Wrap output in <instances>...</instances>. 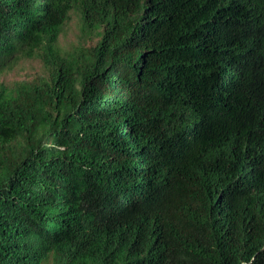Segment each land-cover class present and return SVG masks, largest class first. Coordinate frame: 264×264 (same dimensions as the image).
Listing matches in <instances>:
<instances>
[{
	"label": "trees",
	"instance_id": "obj_1",
	"mask_svg": "<svg viewBox=\"0 0 264 264\" xmlns=\"http://www.w3.org/2000/svg\"><path fill=\"white\" fill-rule=\"evenodd\" d=\"M23 60L0 264H264V0H0V76Z\"/></svg>",
	"mask_w": 264,
	"mask_h": 264
},
{
	"label": "rangeland",
	"instance_id": "obj_2",
	"mask_svg": "<svg viewBox=\"0 0 264 264\" xmlns=\"http://www.w3.org/2000/svg\"><path fill=\"white\" fill-rule=\"evenodd\" d=\"M80 22L78 16L73 14L71 21L65 28L64 34L60 38L59 47L61 50L69 51L79 42L80 37ZM45 73L41 63L37 60H23L13 70H7L0 76V82L12 85L16 82L28 81ZM48 264H52L50 261Z\"/></svg>",
	"mask_w": 264,
	"mask_h": 264
}]
</instances>
